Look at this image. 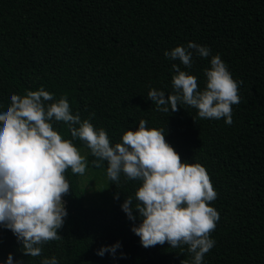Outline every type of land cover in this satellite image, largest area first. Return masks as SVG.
Returning <instances> with one entry per match:
<instances>
[{
  "label": "trees",
  "instance_id": "1",
  "mask_svg": "<svg viewBox=\"0 0 264 264\" xmlns=\"http://www.w3.org/2000/svg\"><path fill=\"white\" fill-rule=\"evenodd\" d=\"M189 42L208 47L210 56L194 55L191 68L165 57ZM215 55L239 85L231 125L224 118L200 119L187 106L156 111L148 93H173V64L195 76L203 90L204 70ZM41 87L54 95L52 102L66 95L72 114L82 121L91 117L112 145L126 131H137L140 120L149 129H164L182 162L205 167L217 192L209 205L220 217L211 234L215 245L203 264H264V0H0V112L12 94ZM52 123L62 138L87 149V168L107 177L106 161L95 167L86 144L73 140L63 122ZM65 175L71 190L63 197L68 215L58 230L62 238L43 245L41 256L29 257L0 226V264H7L9 254L14 264H41L53 256L59 264L192 260L187 246L183 255L167 243L146 249L131 231L142 222L139 213L133 212V222L121 206L140 182L122 175L117 188L107 177L106 201L96 206L79 174L68 169ZM117 242L115 255H97Z\"/></svg>",
  "mask_w": 264,
  "mask_h": 264
},
{
  "label": "clouds",
  "instance_id": "2",
  "mask_svg": "<svg viewBox=\"0 0 264 264\" xmlns=\"http://www.w3.org/2000/svg\"><path fill=\"white\" fill-rule=\"evenodd\" d=\"M210 54L208 47L194 42L164 53L186 68L192 67L194 55L208 58ZM172 68L176 73L173 93L166 96L154 88L148 93L156 111L177 112L187 106L196 109L200 119L224 118L226 124L233 123L232 105L240 103L239 85L219 55L212 56L210 68L204 70L203 90L195 76L177 64ZM10 100L7 110L0 112V226L16 236L24 256L39 257L43 245L62 238L58 230L68 215L63 197L71 190L65 173L71 169L73 174L83 175L87 167L86 157L72 140L54 130L55 121L67 125L73 140L86 144L96 158L92 161L95 167L107 162V177L117 188L122 175L126 181L140 182L134 196H127L121 207L133 222L137 219L133 212L139 213L142 222L131 231L144 248L167 243L172 249H181L183 255V246H187L192 260L181 264H203L205 254L215 245L211 234L220 217L209 205L217 192L205 167L182 162L166 141L164 129H149L147 121L140 120L137 131H126L121 142L112 145L103 128H94L91 117L82 121L79 113L72 114L66 95L52 102L54 95L41 87L23 96L12 94ZM115 198L119 199V192ZM119 248L117 242L97 255H115ZM7 264H14L12 254ZM41 264L59 262L53 256Z\"/></svg>",
  "mask_w": 264,
  "mask_h": 264
},
{
  "label": "rangeland",
  "instance_id": "3",
  "mask_svg": "<svg viewBox=\"0 0 264 264\" xmlns=\"http://www.w3.org/2000/svg\"><path fill=\"white\" fill-rule=\"evenodd\" d=\"M78 150L82 156L86 157L87 149L85 147H79ZM79 178L81 187L89 200L96 206H103L102 202L106 201L105 194L108 191L107 177L100 172L86 167L85 173L79 175Z\"/></svg>",
  "mask_w": 264,
  "mask_h": 264
}]
</instances>
